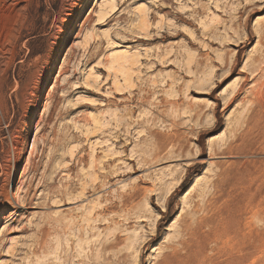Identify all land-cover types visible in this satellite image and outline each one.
<instances>
[{"label":"rangeland","instance_id":"1","mask_svg":"<svg viewBox=\"0 0 264 264\" xmlns=\"http://www.w3.org/2000/svg\"><path fill=\"white\" fill-rule=\"evenodd\" d=\"M260 88L264 0H0V264H264Z\"/></svg>","mask_w":264,"mask_h":264},{"label":"bare ground","instance_id":"2","mask_svg":"<svg viewBox=\"0 0 264 264\" xmlns=\"http://www.w3.org/2000/svg\"><path fill=\"white\" fill-rule=\"evenodd\" d=\"M84 10V7H82L76 18L79 17L81 15V13L83 12ZM66 35V33H65ZM64 35V36H65ZM64 38L61 39V41H63ZM55 62L53 61L51 66H50V71H53L55 69ZM49 76L46 77V79L44 80V84H46L48 81H49ZM263 90V88H262ZM261 88L260 90L258 91V94L256 97H254L252 100H251V103H252V107H251V112L252 111H256V110H259L263 107V103H264V93L262 92ZM40 98H38L37 102L39 101ZM36 108H34L35 110ZM172 125H174V123H172ZM152 133V132H151ZM151 135H154L151 134ZM176 135V134H175ZM173 134L172 137L170 138H167L165 139L164 141H160V140H157V138H155V140L153 141V146H152V149H151V154H150V159L152 161L150 162H158L159 160H161V157L163 155V153L166 151L167 147L168 146H171V147H174L178 144V141H177V137ZM155 137V136H154ZM180 151H181V146L179 145L178 148L176 150H173V148L171 149V152H169V154H176V155H180ZM145 164L148 163L147 159H145ZM18 169V165L14 166V170H13V173L14 171H16ZM162 198V197H161ZM163 200V199H162Z\"/></svg>","mask_w":264,"mask_h":264}]
</instances>
